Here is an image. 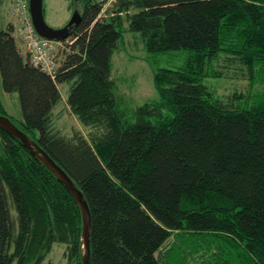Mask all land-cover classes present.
I'll use <instances>...</instances> for the list:
<instances>
[{
    "label": "trees",
    "instance_id": "obj_1",
    "mask_svg": "<svg viewBox=\"0 0 264 264\" xmlns=\"http://www.w3.org/2000/svg\"><path fill=\"white\" fill-rule=\"evenodd\" d=\"M77 12L49 39L63 42L53 75L11 22L0 28L1 87L21 117L1 96L0 114L82 192L90 264H264V0H83ZM125 32L149 57L185 50L155 68L157 97L132 108L111 75ZM209 76L245 84L219 96ZM63 101L85 132L55 126ZM81 230L72 194L0 127V264H53L56 242L64 264H82Z\"/></svg>",
    "mask_w": 264,
    "mask_h": 264
},
{
    "label": "rangeland",
    "instance_id": "obj_2",
    "mask_svg": "<svg viewBox=\"0 0 264 264\" xmlns=\"http://www.w3.org/2000/svg\"><path fill=\"white\" fill-rule=\"evenodd\" d=\"M12 2L13 0H0V28L5 27L8 22H11L17 37L19 34L17 28L21 19L14 13L15 9L12 6ZM42 2L45 22L53 28H59L70 19L74 12H72L73 8L80 11L83 0H76L73 7L69 6V0H42ZM137 35V32H125L123 41L119 48L114 50L111 57V75L115 81V93L130 108L157 97V92L153 86L155 68L157 66L177 67L182 63L185 51L183 49V51L173 50L169 53L149 57L142 41L138 38L139 35ZM55 42L59 44L60 50L63 42ZM57 50H53L55 54H57ZM203 82L219 96L231 94L232 90H243V84H245L240 81H232L223 76H209ZM64 85L66 83L61 86V95L66 100L68 91ZM0 96L4 101L7 115L15 119L20 118L21 110L17 93L3 91L1 79ZM53 119L55 126L67 134L71 133L76 127L80 128L83 132L86 131L72 112H70L64 101L55 108ZM11 212H14L13 208ZM63 246V243H53L46 259L52 261L53 264H64L65 259L62 257Z\"/></svg>",
    "mask_w": 264,
    "mask_h": 264
},
{
    "label": "water",
    "instance_id": "obj_3",
    "mask_svg": "<svg viewBox=\"0 0 264 264\" xmlns=\"http://www.w3.org/2000/svg\"><path fill=\"white\" fill-rule=\"evenodd\" d=\"M29 13L32 25L41 37L47 39H62L67 36L68 26L78 19V12L74 11L70 19L65 25L59 28L49 26L44 19L42 0H28ZM0 127L5 131L14 135L23 143V145L34 155L40 162H42L55 177L67 188V190L74 197L81 213L82 230H81V246L82 264H90L89 261V229H90V212L88 204L83 197L82 192L74 184L70 176L49 156V154L32 138H30L24 131L17 127L6 115L0 114Z\"/></svg>",
    "mask_w": 264,
    "mask_h": 264
},
{
    "label": "built area",
    "instance_id": "obj_4",
    "mask_svg": "<svg viewBox=\"0 0 264 264\" xmlns=\"http://www.w3.org/2000/svg\"><path fill=\"white\" fill-rule=\"evenodd\" d=\"M26 3L27 0H14V13L21 19L17 29L23 37L30 60L53 75L55 71L53 50H57L58 43L37 36V32L31 22L29 9L28 7L26 8Z\"/></svg>",
    "mask_w": 264,
    "mask_h": 264
}]
</instances>
